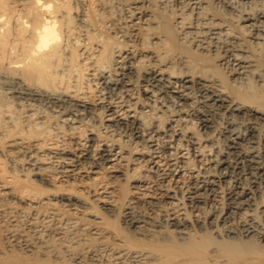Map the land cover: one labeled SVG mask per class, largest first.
I'll list each match as a JSON object with an SVG mask.
<instances>
[{"label":"bare ground","instance_id":"1","mask_svg":"<svg viewBox=\"0 0 264 264\" xmlns=\"http://www.w3.org/2000/svg\"><path fill=\"white\" fill-rule=\"evenodd\" d=\"M166 1L148 3L152 6L157 3L162 8ZM175 1L189 9L191 20L182 15L183 10L171 18V12L164 7L158 9L161 12L153 10L158 12L154 13L151 7L149 11L142 10L140 0H131L129 5L127 1L126 17L131 25L128 35L137 43L123 46L98 26L103 13L111 10V1L108 4L106 0H0V70H5L12 83L17 84L15 93L26 99L69 107L62 113L71 126L104 109L106 128H125L144 144L142 149L133 147L129 156L123 146L106 141L93 129L81 135L75 128L65 133V142L59 144L51 138L57 142L48 143L38 128L29 127L23 133L24 129L4 125L1 121L4 109L0 107V149L7 147L9 158L14 151L25 152L29 157L22 178L7 173L6 165L0 161V207H12L14 203L32 210L45 207L61 218L75 220L81 229L97 236L99 242L94 249L107 250L116 264H264V222L254 213L255 192L264 189V10L246 13L242 25L236 28L219 16L210 0ZM242 2L264 4V0H226L231 9ZM243 30L248 31V38ZM67 41L77 47L68 57L64 53L65 47H70L64 45ZM85 54L87 60L94 58L105 67L117 58L113 74L99 65L100 70L96 71L108 87L117 91L114 95L118 102L105 98L91 101L82 87L74 89L71 79L62 75V71L81 64L79 59ZM77 67L74 70L78 79L85 78L83 68L80 71ZM140 78L143 99L133 94L134 82ZM120 99H126V104ZM169 111L171 115L165 118ZM194 115L205 130L219 129L216 127L222 121L219 131L225 137V149H219L209 132L200 135L187 128ZM183 141L187 149L183 148ZM162 153L166 155L164 159ZM128 157L134 165L130 176L133 191L128 192L124 185H120L121 189L114 187L109 184L111 181L108 185L117 191L125 190L130 204L138 198L152 200L156 199L158 188L149 173L157 174L167 184L158 189V196L172 207L169 213L164 212L163 222L154 216L129 218L126 212L125 229L119 231L115 220L108 218L116 216L118 210L115 199L110 200L113 194L109 198L110 195L103 194L106 190L99 192L98 188L108 179L127 177L121 164ZM54 158L68 178L65 184L70 191H47L35 186L39 181L54 190L60 189L63 183L60 185V179L48 169ZM142 163L148 175H139ZM243 177L249 184L242 182ZM186 178L187 184L193 186L185 190L186 194H194L197 200L193 216L183 211L178 198L179 192L186 188ZM223 182L233 183L228 207L223 211L214 209L215 212L202 218L199 214V206L204 202L202 192L215 200ZM86 192L93 193L104 214L90 205L84 196ZM261 212L264 217V204ZM239 215L242 220L238 231L232 224ZM26 245L28 249L32 246L27 240ZM18 262L21 258L16 255L0 264Z\"/></svg>","mask_w":264,"mask_h":264},{"label":"rangeland","instance_id":"2","mask_svg":"<svg viewBox=\"0 0 264 264\" xmlns=\"http://www.w3.org/2000/svg\"><path fill=\"white\" fill-rule=\"evenodd\" d=\"M106 1L108 2V4L111 1L109 5H110V7L111 6L112 7H111V10L109 9L110 13L108 12V10L103 13L102 19L98 21V23H99L98 26L104 29V31L102 30L104 32V34L111 36L116 42H119L121 45L125 46L128 43L135 45V43H137V42H134V40H132L133 38H131V40H130L131 35H128V34H131L130 33L131 32V30H130L131 25L127 22L128 18L126 17L129 14L128 11L126 10L127 9L126 4L128 1V5H129V1H131V0H109V1L106 0ZM125 1H126V3H125ZM140 1H142L141 2L142 3V5H141L142 10H145V11H149L148 7L149 8L151 7L150 11L155 13L156 11H153V10H155V9L156 10H158V9L162 10V8L164 7L166 9V11L168 10L169 13L171 12L170 13L171 18H173V16L175 14H178L181 10H183V12H181V13H182V15H184L187 18V21H189V20H191V18H193L192 15L190 17V12L187 11L189 9H187L185 7V5H183V4L181 5L180 3H177V1H175V0H167L164 4H162L163 5L162 8L159 6V4L157 5V3H153V6H155L156 8L153 7L152 5H149V3H148L149 0H140ZM210 2L212 5V8L214 7L213 9L219 13V16L222 19L226 20L229 24L236 26V28H239L242 25V19L246 13H249L250 11L256 12L258 9L264 10V4H261V3H245V2H242V4L241 3L236 4L234 6V8L231 9L227 5L226 0H212V1L210 0ZM158 12H161V11L158 10ZM158 12H156V13H158ZM119 19H121V20H119ZM123 19H125V20H123ZM106 20L109 23L108 26H107L108 23ZM120 22H122V23H120ZM101 23L103 25H101ZM117 23H118V25H116ZM116 26H118L117 29H115ZM106 27H108V29ZM110 28H111V31L109 30ZM124 30L128 31V33L126 32L128 36L126 35ZM243 32H244V35H246L245 37L248 38V34H249L248 31L243 30ZM110 34H112V35H110ZM123 34L125 36H123ZM114 36L116 38L117 37H119V38L116 39ZM122 38H123V40H122ZM121 41H123V42H121ZM81 43H83L84 45H88L86 41H83V42L81 41ZM66 44H69V46H70L69 48H66L64 46L65 47V50H64L65 56L68 57L70 51L72 49L77 50V47L76 46L74 47L73 43H71L69 41L64 42V45H66ZM85 55L80 57V59H79L80 62H78V64L79 63H81V64L77 65L78 67L76 66L77 68L80 69V71L83 68L81 73L83 72V75L85 77V78L82 77L84 83L82 81H80L82 78L78 79V76H77L78 72L76 73V71L74 70L76 67L71 66L70 70L66 69V70L62 71V75H64V77L66 79L68 78V80L71 79L70 81L72 82V87L74 89H76V88L80 89L82 87L83 88L82 92L86 93L87 98H89V100H91V101L97 100L98 98L99 99L105 98L104 100H106V101H112L113 100V101L118 102L117 101L118 100L117 95H114V94H116L115 92H117V91L114 90L111 86L108 87V85L106 83H104V81L101 79L100 74L97 73V71L99 72L100 68H104L105 66H101L100 63L97 62V60H94V58L91 60H87L88 54H85ZM116 59H113V61L111 63H109L108 66L105 67L106 70H109L107 72L110 74H111V72L113 74L115 72V69L117 68L116 67L117 64H115ZM86 62H87V65L85 64ZM83 64H85V66ZM90 64L92 65V67H90L91 66ZM82 65L84 67H82ZM98 65L100 66V68ZM86 66L88 68H85ZM111 66H113V67H111ZM66 67H69V66H66ZM94 67H97V68H94ZM91 68H94V70ZM84 69H85V71H84ZM70 72L73 73V75ZM85 73H87V75H85ZM142 74H143V71H142ZM141 78L137 79L134 82L135 85H134V92H133L134 96L139 97V99L144 98L142 95V92H141L142 85H143ZM74 79H75V83H74ZM77 82H78V85L81 84L82 86L76 85ZM15 89H17V84L15 85L14 82L12 83L11 78L9 76H7V73L5 72V70H0V105L2 103V106H4V107L0 106L1 110H2V108L4 109V110H2L3 112L1 111L3 113L1 121L3 119V121H2V122H4L3 124L6 125L7 127H9L10 129H15V130L24 129V130H22L23 133H27L29 130V127L34 128V129L38 128L37 130L41 131L40 133L42 135V138L44 137L43 139H45V137H46V140L48 143L58 141L57 143H59V144L65 142V140L63 139L65 133H69V132L74 130L77 134L81 133V135L82 134L85 135V134L89 133L90 130L93 129V131L97 135L101 136V138L105 139L106 141L116 142V143L120 144L121 146H123L127 151L126 155H129L128 152H131L135 148V146L137 149H140V148L142 149V147L144 148V144L141 143L139 140H137L135 138V136L129 130H127L125 128H122V130L121 129L115 130L113 128L112 129L106 128L107 125L105 123V119H106L107 113L105 112L106 114H104V109L103 110L99 109L98 112L96 111L93 115H87L86 117L80 119V121H78L74 126H71L68 123V121L64 120L65 118L63 116L64 113L66 112V110L69 109V107L66 106V109H65V106L58 107V106H56L52 103H49V102L38 101V100L34 101V100L26 99V98L18 96V94L15 93V91H16ZM110 91L112 93L113 92L114 93L112 94ZM90 96H92V97L90 98ZM94 96H95V98H93ZM126 99H123V100L120 99L119 101H125ZM3 101H4V104H3ZM126 101H128V99ZM126 101L124 104H126ZM6 104H8V105H6ZM8 106H10L9 107L10 109L8 108ZM7 108L9 109V113H8ZM11 111H12V113H11ZM99 111H101V112H99ZM62 112H64V113H62ZM13 113L16 115H14ZM171 113H172L171 111L166 112L165 118H167V116L171 115ZM9 114H10V116L12 114L11 117L15 116L13 118V120L9 116ZM6 115H7V117H6ZM9 117H10V119H9ZM46 119H48V120H46ZM190 119H191V121L189 123L190 125L189 124L187 125L188 129L192 128L195 131H197L200 135H203V134H206L209 132V134L213 137V139H214L216 145L219 147V149H221V150L225 149V147H226L225 137H223V135H221L220 131H219V129L221 128L220 126L222 125V121H219L220 123L218 122L219 125H217V127H216L219 129H216V130L213 129V131H215V132H213L212 130H208V129L205 130L204 128L201 127V125H200L201 120L199 119L198 116L194 115ZM16 121H17V123H15ZM29 123L31 124V126H29ZM34 123H36V124H34ZM18 124H20V125H18ZM43 125H44V127H43ZM87 126H88V128H87ZM73 128H75V129H73ZM183 128L187 129L186 127H183ZM98 129H100L99 130L100 132L98 131ZM45 130H48V131L44 132ZM66 130H67V132H66ZM48 132H49V135H48ZM42 133H45L44 136ZM49 136H51V137L49 138ZM1 138H2V136H1ZM51 138H53L57 141H55V140L53 141V139H51ZM112 140H114V141H112ZM182 146H183V148L187 149L188 145H187L186 141L182 142ZM131 147H132V149H131ZM6 150H7V147L4 149H0V159H1L0 161L3 163L4 166L6 165L5 166L6 172L10 173V174L15 173L16 175H19L20 178H22V174L25 171V168L27 167L26 162L28 161V158H29L28 155L25 154V152L15 153V151H14L12 153L13 157L9 158L10 155H8V153H6ZM161 157L164 159L166 157V155L164 153H162ZM129 158H131V157L127 158V160H126L127 162L125 161L124 163L122 162V164H121V166L126 171L127 177H125L124 179H115V181L108 179V181L106 180L105 182H103V184L100 186V188L96 187V185L93 186L94 188L96 187L99 190H101L99 192H103L102 189L106 190V192L108 191V193H106L104 191L103 194H107V196L110 195V196H108L109 198L113 194V197H111L110 200L115 199V204L117 203V209L118 210H117L116 216H114V217L109 216L108 218L111 220H115L116 228L119 231H122L125 229L123 227L126 226L125 216L128 212H129L128 213L129 218L131 216H134V217H141V216L142 217H153L154 216L153 218L157 219L160 222L161 221L163 222L166 218L165 215H163L164 212L166 213V211H168V213H169V209L172 207L169 204H166L165 202H163L162 199L159 198L160 195L158 196V194L160 193V190H158V189L166 187L167 186L166 182L162 183L160 181V180H162L161 176H159L157 174L156 175L150 174V173H149V175H150L149 178H151V180L154 181V183H155L154 187L158 188L155 191V194L157 195V196H155L156 199H152V200L142 199L145 201L144 202L138 198V199H135L136 201L134 200V202L132 204H130L129 198L126 195V191L124 190V192H122L119 190L122 187L120 185H124L127 187L128 192L133 191V189H132L133 181H131L130 176H132V173H133L132 168L134 167V165H133V163H131V161H132L131 159L128 160ZM13 160L14 161L16 160V161L14 162ZM190 160H191V157H190ZM142 165H144V166L141 168V170L138 171V173L140 172L142 174L139 173V175L143 176V175H146V173L148 175V171H145V170H147L145 168V163L144 164L142 163ZM60 168H61V166H60V164H58V159L57 158L52 159L51 164L49 165L48 169H49V172L52 176L55 175V178H57L58 180L60 179L59 180L60 185L63 183L59 187L60 189L56 188L54 190V188L52 186L50 187L49 185H47V184L44 185L43 183L40 184L41 182H39V181H37V183L35 182V184H36L35 186H39L41 188H44V190H47V191H58V192L70 191V189L67 186L68 178H66L64 171H63V168H61V169ZM60 173H62L64 175H61ZM134 175L135 174H133V176ZM139 175H137V176H139ZM135 177H136V175H135ZM65 178H66V180H65ZM186 179H187L186 180V186H185L186 188H184L183 192H181V191H180L181 193L179 192L178 198H180V201H182L181 207L184 208L183 211L186 210L187 213L189 212L188 214H190V216L191 215L193 216L192 211L195 208L194 204L197 202V200H194V199H196L194 197V194H192L193 196H190V194L189 195L186 194L185 190H187L188 188L189 189L193 188L192 185L187 184V182L189 180H188V178H186ZM241 180L243 183L249 184V180H247L246 177H243ZM88 181L92 183L91 180H88ZM112 181H113V183H112ZM65 183H67V184H65ZM108 183L111 185H115L114 187L119 186V189L117 188L118 191L114 190L110 185H108ZM231 183L232 182H223L219 185L220 186V189H219L220 193L218 194V196L216 197L215 200L213 199V197L207 196L208 193L202 192L201 197H203V200L205 202V204H204V202H202L199 206V214L202 218L207 217L209 215V213L215 212L216 209L222 210V211L226 210V208L228 207V204L230 202L228 200L229 192L233 189V183L232 184ZM130 185H131V187H130ZM187 185H189V186H187ZM107 186H109V188H106ZM61 187H63V188H61ZM66 188H68V189H66ZM121 192H122V194H121ZM92 194H93L92 192L90 194L88 192H86L84 194V196H86L87 201H89L90 205L96 211H98L101 214H104L103 213L104 211H102V209L100 208L99 203L94 200L95 197ZM181 194H182V196H181ZM157 197L159 198L158 201H160V202L157 201V199H158ZM112 198H114V199H112ZM254 198H255V203H256L255 204L256 209H255L254 213H255L257 219L260 220V222L262 221L261 223L263 224L264 217L262 216L261 210L263 209V204H264L263 203L264 202V189L262 188L260 191H256ZM116 199L118 201H116ZM127 201L129 202V204H127L128 203ZM15 206H16V208H15ZM164 207H165V210H162V209H164ZM1 208L2 207H0V249H1L0 262H5V261L9 262V260L12 256L18 255L21 258V262L20 263L18 262L19 264H110V263L116 264L113 261V257H111L112 256L111 253H109L107 250H104V248H102V247H97L96 250L94 249L95 245H97L99 242V240H97V236H95L92 232H89V231L87 232V231H84L83 229H81V225L78 223H75V220L70 221L69 218H66V217L61 218V217L55 215L51 209H48L45 207L38 208L37 210L36 209L32 210V209H29L26 207L23 208V206L20 207V204L14 203L12 205V207L2 208L3 210H1ZM40 209H42L43 211ZM214 209H215V211H214ZM160 210H162V211H160ZM158 217H160V218L158 219ZM240 219L242 220L241 216L240 215L237 216L236 220H234V222L232 224V226L234 225V227L236 229L238 227V231L241 229V227H240L241 221H239ZM15 230L17 233H15ZM17 234H19V235H17ZM20 234H22L23 237H21L22 235L20 236ZM15 235H16V237L14 238ZM22 238H25L24 241ZM94 238H95L97 243L95 242ZM26 240L29 241V243L31 242V245L33 247L29 246V249H28V246L26 245ZM91 241H93L94 243ZM32 242H33V244H32ZM111 258H112V260H111ZM126 264H130V263L127 262Z\"/></svg>","mask_w":264,"mask_h":264}]
</instances>
